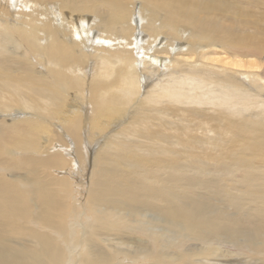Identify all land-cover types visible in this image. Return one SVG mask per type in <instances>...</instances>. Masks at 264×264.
<instances>
[{
	"label": "bare ground",
	"instance_id": "obj_1",
	"mask_svg": "<svg viewBox=\"0 0 264 264\" xmlns=\"http://www.w3.org/2000/svg\"><path fill=\"white\" fill-rule=\"evenodd\" d=\"M236 1L0 0V264H264V34Z\"/></svg>",
	"mask_w": 264,
	"mask_h": 264
},
{
	"label": "rangeland",
	"instance_id": "obj_2",
	"mask_svg": "<svg viewBox=\"0 0 264 264\" xmlns=\"http://www.w3.org/2000/svg\"><path fill=\"white\" fill-rule=\"evenodd\" d=\"M236 3H237L236 4V11H235L236 17L240 18L239 16H243V18H240V19L244 20L243 23H241L239 21L238 25H236L237 31L239 33L252 34V35L255 33L258 35H259V33L264 34V3L261 1H258L255 3L249 4V2L247 0H243V1L237 0ZM245 4L247 5L248 9L245 8L246 7ZM137 9H138V7L136 5L135 10H137ZM245 16H246V18H245ZM256 16L258 18H256ZM261 19H263V20H261ZM220 178L223 179L225 184H228L230 186L232 185V181H231L232 177H230V176L224 177V175H221ZM221 246H222L221 249L225 250V249H227L228 246L231 247V243H228L227 238H225L224 242L222 243ZM232 257L228 258V260L231 261V263H229V264H235V263L236 264H261V262L258 260L259 256H256V255L249 256V254L248 255H246V254H239V255L234 254V255H232ZM232 259H234V260H232ZM218 260L225 261L226 259H220L219 258ZM119 261H121V259H119Z\"/></svg>",
	"mask_w": 264,
	"mask_h": 264
}]
</instances>
